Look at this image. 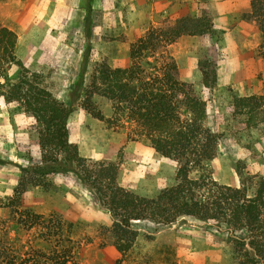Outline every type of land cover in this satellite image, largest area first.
Here are the masks:
<instances>
[{"label":"rangeland","instance_id":"374dc122","mask_svg":"<svg viewBox=\"0 0 264 264\" xmlns=\"http://www.w3.org/2000/svg\"><path fill=\"white\" fill-rule=\"evenodd\" d=\"M233 1L235 5L230 8L235 15L237 10L239 13L227 24L220 17L215 24L204 6L187 14L201 16L204 9L212 18L213 30L203 35H182L172 42L158 39L154 64L159 67L167 57H172L181 80L191 83L206 102V124L219 134L216 155L206 167L208 175L218 183L245 186L252 192L258 178L264 176V32L246 16L252 11L250 0ZM86 4L87 0H0V23L16 34V57L30 71L38 73L42 85L66 104H71L69 94L77 80L86 44ZM156 6V0H92L91 50L85 84L90 83L97 63L129 66L132 42L145 37L151 29L165 28L179 19L172 12L165 17L161 15L163 12L157 14ZM220 22L230 30L247 24L242 28L247 33L241 39L235 35L229 38L219 27ZM148 59L153 61V56ZM204 60L216 73V81L210 87L202 83L199 64ZM8 73L10 78L17 75L13 66ZM251 95L263 96L260 105L254 104L255 108L249 112L248 107L242 113L234 112V98ZM73 106L68 119L70 140L82 143L79 151L82 156L117 163L120 185L139 195L154 196L174 184L177 162L155 152L147 140L134 133V125L124 117L118 122L108 121L114 115L107 99L98 95L92 98L91 107L101 110L103 120L93 117L80 101ZM37 129L30 114L18 104L7 105L0 98V206L5 205L0 207V234L8 226L15 228L10 233L14 239L5 238L3 244L7 245L6 240L11 243L15 264H51L46 259L48 255L35 256V252L49 251L45 239L48 229L41 224L27 230L16 224L20 217L12 208L29 210L48 218L54 215L47 224H52L54 229L60 226L59 231L63 229L80 243L77 256L80 264H111L118 256L117 251L110 245L100 247L102 241L109 239L97 234V226H110L112 217L87 189L74 184V173L52 176L47 189L34 186L26 193H15L20 168L38 162ZM94 214L105 218L106 223L95 220ZM133 226L139 236L127 258L128 264L144 261L147 264H237L226 230L212 222L181 218L174 224L162 225L139 220ZM32 253L34 259H30ZM257 264H264V260Z\"/></svg>","mask_w":264,"mask_h":264},{"label":"trees","instance_id":"16d2710c","mask_svg":"<svg viewBox=\"0 0 264 264\" xmlns=\"http://www.w3.org/2000/svg\"><path fill=\"white\" fill-rule=\"evenodd\" d=\"M250 5L252 11L246 16L264 32V0H250ZM85 9L86 44L77 80L69 94L71 104L55 97L42 85L41 76L30 71L16 57V34L0 23V78L3 79L0 81V98L7 105L18 104L30 114L37 123L40 148L37 164L20 168L15 193L20 195L34 186L47 189L54 174L73 172L112 217L110 226H97V234L109 239L102 241L100 247L110 245L117 251L118 256L111 264H128L127 258L139 236L134 221L150 220L171 225L181 218L223 227L237 264H257L264 260V176L258 178L253 191L249 192L245 186L221 184L208 175L206 167L216 155L219 134L206 124V102L191 83L181 80L172 57H167L159 67L154 64L158 39L172 42L182 35L211 32V16L203 9L201 16L186 15L170 26L151 29L145 37L130 44L132 62L129 66L111 67L104 61L97 63L87 85L84 76L91 50L92 0H87ZM152 56L153 61H150L148 58ZM11 66L17 72L15 78L9 76ZM199 66L202 83L213 86L215 69L207 60L201 61ZM95 95L111 103L114 116L108 121L118 122L124 117L134 125V133L147 140L155 152L177 162L173 185L159 190L154 196L139 195L120 185L117 163L94 160L79 153L77 145L70 141L68 119L74 110L73 104L80 101L93 117L103 120L105 116L101 110L91 107ZM260 99L263 96L234 98V112L242 113L246 107L248 112L252 111L254 104L260 105ZM193 172L196 175L192 176ZM12 211L20 217L16 222L18 226L30 230L33 226L43 225L48 229L45 239L49 251L47 254L35 252V256L48 255L46 259L51 264H80L77 259L80 243L63 229L59 231L60 226L54 229L52 224H47L54 215L48 218L29 210L12 208ZM12 229L15 228L8 226L0 234V262L4 264H15L11 243L6 240L7 245L3 244L5 238L14 239L10 234ZM30 259H34L33 253ZM147 260L150 261V256ZM140 264H147V261Z\"/></svg>","mask_w":264,"mask_h":264},{"label":"crops","instance_id":"0c3cea01","mask_svg":"<svg viewBox=\"0 0 264 264\" xmlns=\"http://www.w3.org/2000/svg\"><path fill=\"white\" fill-rule=\"evenodd\" d=\"M156 5L157 6L155 8H156L157 14H161V12H163V14H161V15L165 17L168 12H169V14L172 12L171 15L173 17H179V18L186 16L189 13H195L199 10V7L204 6V7H207L208 10L210 11V14L213 17L215 24H217L216 18L220 17L221 20L223 22H226V24H227L229 22V20L231 21L233 16H236L239 13V11L237 10V13L235 15L233 13L234 10L232 8H230V7H234V5H235L233 0H156ZM235 12H236V8H235ZM238 20L239 19L237 18V21ZM220 24H221V22L218 24L219 27L223 28L226 31V34L229 36V38L231 35H235L241 39L244 37L245 33H247L245 29H242L247 24H243V23L240 25L236 24L237 28H235V30H230L229 26L222 25V24L220 25ZM238 26H240V27H238ZM237 31H239V33ZM68 123H69V120H68ZM69 137H70V133H69ZM74 144L77 145L78 150L80 151L82 148V143L75 140ZM58 174L63 175V173H56L53 176L58 175ZM74 177H75L74 178L75 179L74 184L76 186L80 185L81 187L85 188L82 185V183L80 182V180L78 179V177L76 175ZM85 189H87V188H85ZM26 192L27 191H25L24 193H26ZM94 217H95V220H98V222L106 223V220H104L105 218L100 217L99 214H94L93 218ZM137 221H139V220H137Z\"/></svg>","mask_w":264,"mask_h":264}]
</instances>
